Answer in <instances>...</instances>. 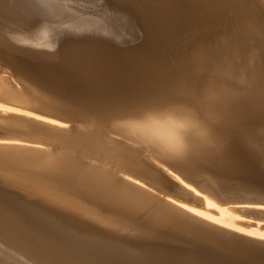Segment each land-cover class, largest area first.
Here are the masks:
<instances>
[{"label":"bare ground","instance_id":"6f19581e","mask_svg":"<svg viewBox=\"0 0 264 264\" xmlns=\"http://www.w3.org/2000/svg\"><path fill=\"white\" fill-rule=\"evenodd\" d=\"M152 1L174 30H225L205 52L181 50L186 77L214 61L194 107L162 77L138 109L117 110L129 100L108 69L131 67L116 57L137 38L131 0H0V264H264V112L249 83L264 76V42L253 64L226 57L228 30L264 24V0ZM158 97L181 103L148 107Z\"/></svg>","mask_w":264,"mask_h":264},{"label":"rangeland","instance_id":"374dc122","mask_svg":"<svg viewBox=\"0 0 264 264\" xmlns=\"http://www.w3.org/2000/svg\"><path fill=\"white\" fill-rule=\"evenodd\" d=\"M153 3L152 0H131V2H126L124 6H122L124 7L123 10L126 11L125 14L130 25L138 28V34H136L137 38L133 43L123 47L125 49L123 50L125 55L123 52L116 51L117 58L123 57L131 64V67L125 71L126 74L124 71H119L118 68L115 67V63L114 66L112 65L113 70L108 69L109 74L112 76L111 81H118V86L114 93L117 95L119 94L120 98L123 92L124 95H122L127 96L129 100V102H127L128 104H126L127 106L122 105L118 107L117 110L121 113H128L131 110L134 111L138 109L142 102H144L142 98L145 94L143 84L147 82L157 85L162 77L169 78L171 82L170 85L181 89L184 94L186 93V95H188L187 97L192 99L195 90L200 86L196 78L202 73V70L209 68L211 65L213 66L212 63L214 61L211 62L206 59L195 61V65H193L195 67L193 76L186 77V75H181L180 73L184 60L181 50L187 49L189 52H195L196 54H198L196 51L205 52L204 49L206 48L198 49L197 47L200 48L199 45L206 40L208 41L205 42V47L212 46L218 41L219 37L223 38L225 32L222 26L218 27V25L215 24L213 26L204 27L207 23L206 21L205 23L201 22V24L196 27L188 28L186 26L184 29L182 27L180 29L179 27V30L177 28L174 30L173 27L177 22H170V20L165 21V15L168 13L166 8H168V6L164 5V7H166L165 11H163L161 9H155ZM230 13L232 12L226 13L225 16H229ZM186 15L189 14H185L184 17L179 20H186ZM253 17L251 15L248 17L251 22L248 21L241 26L228 30L227 36L229 37H227V41L233 43V45L228 44L229 47L227 48L228 52L226 55L228 59L241 57L244 61H250L252 64L257 61L256 46L259 42L261 44L264 42V24L260 22H258L259 25L254 24L256 21H254ZM166 22L172 23V25L167 26ZM156 24L161 27L157 32V36L153 33L150 34V30L152 31L153 28L155 29V27H158V25L155 26ZM210 33H212V36L214 35L212 40L210 39L211 37L204 38ZM204 34L206 36H204ZM234 34L237 36L234 37ZM147 41L151 42L145 45ZM211 71L218 78L226 83L232 84V86L246 88V81L238 80L233 75L218 74L213 68ZM140 72L141 76L138 77L137 74H140ZM146 74H150L151 77L146 78ZM256 75H258V73H256ZM226 77H230L231 79H225ZM255 78H251V81H249V83H251L250 86H253L251 87V93L261 97L264 95V81H262V76L260 75ZM257 99L260 100V98ZM262 119V123L257 128V138L261 143L260 150L264 151V114Z\"/></svg>","mask_w":264,"mask_h":264},{"label":"snow or ice","instance_id":"6c2138e0","mask_svg":"<svg viewBox=\"0 0 264 264\" xmlns=\"http://www.w3.org/2000/svg\"><path fill=\"white\" fill-rule=\"evenodd\" d=\"M225 79H231L226 77ZM262 81H264V76H262ZM225 84L213 81L211 88L213 92L218 96H239L241 93L239 91L233 92L229 87H223ZM199 99L198 91L193 94L191 101H185L184 103L189 107H194L196 100ZM181 101H178L171 97H158L153 100L148 107L152 109L159 110L164 108L174 109V106L180 104ZM258 107L261 112H264V95L261 96L259 100ZM220 122L225 125L226 131L230 132L232 129H235L238 126V121L232 118L230 110L222 111L220 114ZM195 159V157H193Z\"/></svg>","mask_w":264,"mask_h":264},{"label":"clouds","instance_id":"9594fccd","mask_svg":"<svg viewBox=\"0 0 264 264\" xmlns=\"http://www.w3.org/2000/svg\"><path fill=\"white\" fill-rule=\"evenodd\" d=\"M223 87H227V85H224ZM209 127L211 128V127H212V125H209Z\"/></svg>","mask_w":264,"mask_h":264}]
</instances>
